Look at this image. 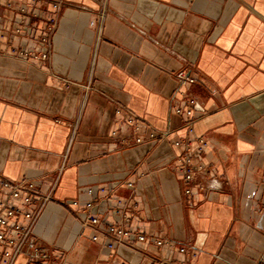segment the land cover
I'll return each mask as SVG.
<instances>
[{"label":"crops","instance_id":"obj_1","mask_svg":"<svg viewBox=\"0 0 264 264\" xmlns=\"http://www.w3.org/2000/svg\"><path fill=\"white\" fill-rule=\"evenodd\" d=\"M7 1L0 0V173L53 191L34 229L38 242L73 264H152L151 256L264 264V0H62L48 44L41 37L53 6H34V17L20 10L27 0ZM11 44L48 59L17 56ZM182 69L196 82L180 86ZM181 90L196 100L191 137L208 142L197 156L207 172L197 181L217 179L220 188L187 194L173 169L185 152L173 141L190 136L186 116L174 112ZM127 113L146 123L145 140L130 146L112 135H133ZM154 130L166 139H150ZM100 187L122 197L133 191L134 227L148 240L187 244L197 257L92 241L66 204H85L94 188V212L110 223Z\"/></svg>","mask_w":264,"mask_h":264},{"label":"built area","instance_id":"obj_2","mask_svg":"<svg viewBox=\"0 0 264 264\" xmlns=\"http://www.w3.org/2000/svg\"><path fill=\"white\" fill-rule=\"evenodd\" d=\"M28 4L23 5L20 10L26 16H36L39 13L32 8L44 7L50 3L53 6V14H49L44 29V35L41 41L49 43L50 36L57 22V13L63 8L62 0H27ZM7 4L12 5L8 0ZM26 16L21 19L26 22ZM11 20V19H9ZM21 33L22 28L15 29ZM11 53L17 56H33L43 62L48 59L47 52H34L26 50L16 44L10 45ZM191 69V68H190ZM177 80L180 86H185L196 82V77L191 75L188 69L178 71ZM182 97L175 99L174 112L177 115H185L187 120L188 137H180L173 141L176 147H182L185 152L177 156L173 169L182 173L188 182L185 192L192 194L196 187L199 188H220L222 185L217 179H212L209 186L198 182V176L206 173V169L197 162V156L207 147L208 142L203 137H191L194 134L193 128V104L196 102L195 97L189 91L181 90ZM122 109H117L121 114ZM126 123L129 125L133 135L121 133L119 129L113 130V137L121 144L132 145L143 142L145 136L142 129L146 123L138 116L131 113L126 115ZM166 132L151 131L150 139H166ZM194 140L197 145H194ZM127 186L134 190V183L127 182ZM101 194L109 195L110 210L113 213L114 220L107 223L102 216L94 212L96 202L94 199L95 190L90 188L88 194L90 198L81 205L78 199H73L66 204L67 208L80 215L82 227L90 231L92 241L103 240L104 245L110 250L118 246H128L136 251H144L143 245L148 244L150 247L158 249L178 250L186 253L192 258L197 257L196 251H190L189 245H180L173 239L154 238L148 240L146 234L133 225L137 217L139 208L138 201L134 198L132 191L128 196L122 197L111 193L105 187H100ZM53 200V191L45 192L37 187L36 183L27 178L13 179L0 173V264H73L65 258L63 252H51L40 244L36 238L34 229L40 220V216L50 201ZM152 264H177L171 258H161L151 256Z\"/></svg>","mask_w":264,"mask_h":264}]
</instances>
